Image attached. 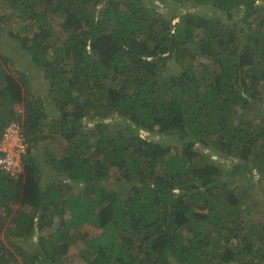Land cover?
Masks as SVG:
<instances>
[{"label": "trees", "instance_id": "16d2710c", "mask_svg": "<svg viewBox=\"0 0 264 264\" xmlns=\"http://www.w3.org/2000/svg\"><path fill=\"white\" fill-rule=\"evenodd\" d=\"M15 3L48 99L0 52V264H264V0Z\"/></svg>", "mask_w": 264, "mask_h": 264}, {"label": "rangeland", "instance_id": "374dc122", "mask_svg": "<svg viewBox=\"0 0 264 264\" xmlns=\"http://www.w3.org/2000/svg\"><path fill=\"white\" fill-rule=\"evenodd\" d=\"M16 1L17 0H13L14 6H17V5H15L16 4L15 3ZM8 7L6 6V4H3L2 6H0V14L2 15L3 21L6 20V19H10V15L13 13L11 10H9L10 8L8 9ZM199 9L202 10V11L208 12V15H210L209 17H211V18H215V19H222L223 18L222 17V14H219L217 11H215L210 6H206V7L199 6ZM96 12H98V9H96ZM5 22H6V24H9L12 27L11 29H13V28H15L16 30L19 29L18 23L15 20H6ZM53 26L58 30V23H54ZM0 38H2V43L0 45V52H3L5 54H8V53H11L12 54L13 59L16 62L19 63V64H17L18 68L20 70H22V71L28 72L29 77L32 78V79H30L31 80V90H32V94L38 95L41 98L47 100L48 98L46 97L47 96V90H46V88L43 87V86L41 87L40 85H37L39 83H36V85H35V80L42 82V77H41L40 70H37L34 67H30L29 66V63H27V61H26L27 57H26L25 53L22 50L19 49L20 48L19 47V44L17 42L13 41L9 37L8 30L4 33V36L3 37L0 34ZM5 39H9V40H5ZM68 66H70V65H68ZM258 106H260L264 110V105L262 103H259ZM14 107H15L16 112H18V113H21L22 112V108L19 105H16ZM21 121L22 120L13 119L10 122H17L16 124L19 126V129H20V127L22 125ZM19 134L21 135V131L20 130H19ZM19 138H20V136H19ZM29 144L30 143H27V142L25 143V145L22 143V145L24 146V151H23L22 154L25 153L26 146L28 147ZM16 145H17L16 142L12 143V146L13 147L16 146ZM20 168H21V164H20L19 169L17 170V173L20 171ZM256 200L259 203V205H261L262 203H264V197H262V196L261 197H258ZM80 231H84V232L87 231V233L90 236H93V235H95L98 232L96 229L92 228L89 225H86V226L81 227L80 228ZM79 247H80V243L77 245V247H71V251L69 253V256H68V258L65 261H63V264H78V261L77 260H78V249H79Z\"/></svg>", "mask_w": 264, "mask_h": 264}, {"label": "built area", "instance_id": "2783aa9c", "mask_svg": "<svg viewBox=\"0 0 264 264\" xmlns=\"http://www.w3.org/2000/svg\"><path fill=\"white\" fill-rule=\"evenodd\" d=\"M19 130L16 123H11L0 137V152L3 154L0 158V165L6 171H12L18 166L17 159L24 151L22 136L19 134ZM14 142L17 145L13 147L12 143Z\"/></svg>", "mask_w": 264, "mask_h": 264}, {"label": "clouds", "instance_id": "9594fccd", "mask_svg": "<svg viewBox=\"0 0 264 264\" xmlns=\"http://www.w3.org/2000/svg\"><path fill=\"white\" fill-rule=\"evenodd\" d=\"M10 121H12V120H10ZM10 121L7 123V125H6V127L4 128L3 132L5 131V129H6L11 123H17V122H10ZM18 123H19V122H18ZM18 127H19V126H18ZM3 132H2V134H3ZM2 134H1V135H2ZM0 137H1V136H0ZM22 142H23V144L25 145L26 142H24L23 139H22ZM26 148H27V146H26ZM26 152H27V151H25V153H26ZM25 153H24V154H25ZM24 154H21V155L18 157V159H17V160H18V166H17L16 168H14L12 171H6V170L2 167V165H0V169L3 170V171L8 172V173L11 174V175L17 176V174H18V173H17V170L19 169L20 164H21V156L24 155ZM2 155H3L2 152H0V158L2 157Z\"/></svg>", "mask_w": 264, "mask_h": 264}]
</instances>
